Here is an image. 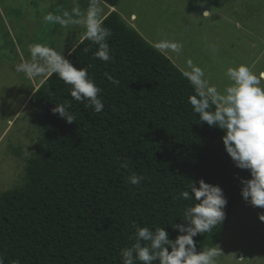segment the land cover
Segmentation results:
<instances>
[{
  "label": "trees",
  "instance_id": "trees-1",
  "mask_svg": "<svg viewBox=\"0 0 264 264\" xmlns=\"http://www.w3.org/2000/svg\"><path fill=\"white\" fill-rule=\"evenodd\" d=\"M101 18L112 33V60L96 58L86 31L65 58L87 69L103 111L74 100L72 86L56 74L29 97L43 137L22 184L0 194L3 264H122L121 250L135 243L137 226L164 227L176 238L173 225L185 223V210L196 203L181 193L201 179L227 198L223 222L194 237L198 251L215 247L242 197L241 181L251 178L227 153L224 130L193 111L194 89L183 72L117 11ZM65 102L72 123L52 111ZM134 173L144 177L140 185L131 184Z\"/></svg>",
  "mask_w": 264,
  "mask_h": 264
},
{
  "label": "rangeland",
  "instance_id": "rangeland-1",
  "mask_svg": "<svg viewBox=\"0 0 264 264\" xmlns=\"http://www.w3.org/2000/svg\"><path fill=\"white\" fill-rule=\"evenodd\" d=\"M93 5L102 14L112 8L101 0H0V194L22 184L27 159L43 137L29 96L46 77L29 80L15 68L31 61L29 47L37 43L65 57L85 26L44 16L65 18L68 12L80 19L73 9L86 14ZM113 8L155 48L161 41L180 45L179 51H159L182 72L191 60L221 91L230 84L229 67L246 64L264 72V0H119ZM205 11L211 14L204 17ZM261 214L264 209L240 198L215 245L222 251L215 264H264Z\"/></svg>",
  "mask_w": 264,
  "mask_h": 264
},
{
  "label": "clouds",
  "instance_id": "clouds-1",
  "mask_svg": "<svg viewBox=\"0 0 264 264\" xmlns=\"http://www.w3.org/2000/svg\"><path fill=\"white\" fill-rule=\"evenodd\" d=\"M111 7L107 6L108 9ZM113 10L110 9L108 13ZM73 13L82 18L73 19L72 15L65 12L66 19L49 13L44 16V20L57 21L65 26L69 23L83 24L86 28L85 38L98 46L96 58L105 62L112 60L107 42L112 33L103 26L102 10L93 5L86 14H82L78 8L73 9ZM210 14V11H205L203 16L208 17ZM156 48L179 51L181 46L161 41ZM29 52L31 61L19 63L15 68L17 72L24 73L29 80L56 74L72 86L70 95L74 100L88 101L86 106L93 107L96 113L103 111L101 89L89 77L86 68H77L62 53L39 43L31 45ZM187 69L182 74L194 89L188 102L193 111L199 114L200 121L224 130L222 140L227 153L237 167L247 169L251 174L250 179L241 181L243 199L254 207L264 209V86L261 85L264 72L256 74L246 64L229 67L225 75L230 84L221 91L210 84L203 69L191 60L187 62ZM108 79L114 84L119 83L111 75H108ZM70 107V102L55 104L52 111L72 123L76 118L69 111ZM123 167L128 165L125 163ZM129 180L132 185H140L144 177L134 173ZM181 196L184 200H195L196 203L185 210L182 218L185 223L173 225L179 232L176 238L170 239L164 227L153 230L137 226L135 243L121 250L122 264H137V261L140 264H155L157 261L158 264H215V258L222 252L220 248L198 251L194 237L210 232L223 222L227 198L220 186L209 184L203 179L199 181V187L193 183L190 191H183ZM259 218L264 221V214ZM0 264H3L2 259Z\"/></svg>",
  "mask_w": 264,
  "mask_h": 264
},
{
  "label": "crops",
  "instance_id": "crops-1",
  "mask_svg": "<svg viewBox=\"0 0 264 264\" xmlns=\"http://www.w3.org/2000/svg\"><path fill=\"white\" fill-rule=\"evenodd\" d=\"M111 9H113V8H111Z\"/></svg>",
  "mask_w": 264,
  "mask_h": 264
}]
</instances>
